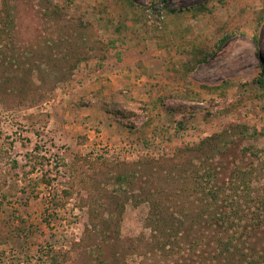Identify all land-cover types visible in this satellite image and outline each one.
I'll return each instance as SVG.
<instances>
[{"label": "rangeland", "instance_id": "obj_1", "mask_svg": "<svg viewBox=\"0 0 264 264\" xmlns=\"http://www.w3.org/2000/svg\"><path fill=\"white\" fill-rule=\"evenodd\" d=\"M132 1L137 7L127 9L107 0V16L99 19L92 10L104 0H0V48L12 45L9 26L20 64L0 58V264H49L51 247L61 264H189L150 252L144 197L160 196L162 187L177 190L180 179L170 171L190 167L186 148L227 126L256 128L264 147V94L251 84L264 66V20L259 47L237 34L187 78L177 71L188 40L216 39L220 24L245 6L264 7V0H165L173 7L206 1V11L196 18L161 13L159 41L146 29L164 0ZM59 8L55 27L50 12ZM110 90L123 92L121 108L148 106L134 129L110 113V104H88ZM209 100L217 105L210 114L199 110L187 119L165 112L166 104ZM239 148L224 152L221 163H247L237 159ZM126 174L129 183H118ZM184 248L190 260L194 253Z\"/></svg>", "mask_w": 264, "mask_h": 264}, {"label": "trees", "instance_id": "obj_2", "mask_svg": "<svg viewBox=\"0 0 264 264\" xmlns=\"http://www.w3.org/2000/svg\"><path fill=\"white\" fill-rule=\"evenodd\" d=\"M106 1L101 3L100 9L92 10L99 15V19L107 16ZM116 1L127 9L137 7L132 0ZM205 2L189 7H173L164 0L160 10L155 11L156 18L148 23L146 29L148 37L156 41L164 40L163 21L159 20L161 13L164 19L188 16V13H190L189 17L196 18L206 11ZM150 3L154 5L153 2ZM149 8L154 10L153 6ZM241 11V14L231 16L217 27L216 39L195 35L186 44L184 43L185 45L182 46L184 59L177 66L181 77L187 78L195 72L199 65L206 63L220 51L234 35H247L256 47H259L257 30L264 20V7L249 10L245 6ZM50 15L54 26H58L62 18L60 8L52 10ZM247 23H255L253 33L243 30V26ZM9 29L10 27L7 26L5 32L12 45L7 48L5 44H1L0 48V58L7 65L16 63L13 58L15 54L13 50H16L13 42L16 35H11ZM16 65L19 68L20 64L16 63ZM251 84L264 94V66L260 67ZM205 89L210 91L208 87ZM121 93L123 92L120 90H110L106 94L98 92L89 98L88 104L94 100L103 105L110 104L112 107L110 113L128 119L129 127L134 129L135 120L146 117L143 111L148 106L141 103L139 109L142 112H136L130 107L121 108L117 102ZM129 97L124 94L120 99L121 103L128 104ZM215 106L217 105L212 104L211 100L205 101L203 106L199 104L187 106L176 102L172 105L166 104L165 112L171 116L180 113L188 119L199 110L210 114ZM224 109L230 111L231 107L226 106ZM177 122L181 127L183 121L178 119ZM260 136L262 132L254 127L235 124L203 138L195 146L186 148L195 160L190 159L188 164L190 167L184 166L179 173L170 171L172 176L180 179L181 185L176 186L177 190L167 193L166 187H162L158 188L157 192L161 195L164 193L163 196L156 197L155 193L151 192L144 197L150 207L145 222V226L150 230L148 236L150 252L158 255L159 258L176 255L182 257L181 259H187V262L190 261L189 264H264V147H259L256 143ZM246 139L253 140V143L241 146L240 143ZM234 145L240 146L237 159L239 156L241 159L248 158L247 163L238 160L231 162L230 166L221 163L220 159L224 152L232 149ZM193 160L195 163L192 162ZM128 177V174L119 176L118 183L122 181L129 183ZM185 237L188 240H185ZM185 245L193 251V260L192 257L189 260L187 253H184ZM60 254V251L51 247L45 255L49 258V264H61Z\"/></svg>", "mask_w": 264, "mask_h": 264}]
</instances>
